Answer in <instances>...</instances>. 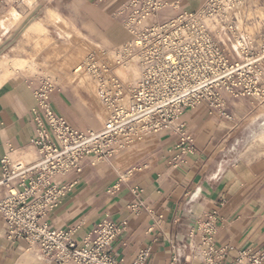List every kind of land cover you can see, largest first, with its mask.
Here are the masks:
<instances>
[{
    "label": "crops",
    "instance_id": "0c3cea01",
    "mask_svg": "<svg viewBox=\"0 0 264 264\" xmlns=\"http://www.w3.org/2000/svg\"><path fill=\"white\" fill-rule=\"evenodd\" d=\"M128 1L57 0L55 4V0H40L35 11L39 16L27 26L25 33L31 36L26 37L21 13L27 12L28 17L30 10H23L19 0H0V160L4 155L25 161L37 157L32 145V110L35 89L42 78L31 74L29 67L33 68L37 58L35 42L38 47L51 43L47 39L53 38L50 22L71 23L94 43L105 39L118 44L127 38L125 18L118 12ZM154 20L160 21L157 16ZM37 24L44 27L37 31ZM69 33L65 32L67 39ZM69 42L61 43L65 48ZM80 48L87 51L85 41H80L74 51ZM51 50L47 48L40 58ZM22 60L25 62L20 63ZM81 73L87 82L71 80L69 72V84L97 92L95 79ZM70 97L63 85L55 89L51 95L55 111L65 115L63 108L69 105ZM237 104L227 96L228 111ZM182 120L186 131L194 136L195 146L182 155L177 166L174 157L180 153L178 138L169 132L148 135L95 164L86 160L81 173L72 172L63 178L72 183V188L52 214L51 225L64 230L79 227L74 238L82 243L94 236L98 223L108 216L125 224L112 245L114 256L124 264H130L146 247L151 248L149 264H172L173 255H179L185 264H204L206 245L198 222L208 213H217L213 245L217 250L227 249L220 264H230L243 249L264 255V158L233 153L230 138L234 118L226 119L217 110L187 108ZM70 121L82 129L89 128L87 121ZM133 168L136 170L127 174ZM116 184L119 186L114 190ZM135 186L142 190L138 197L133 192ZM5 192L0 188V197ZM134 204H138L137 209ZM0 264L55 263L41 255L38 245L9 240L0 213Z\"/></svg>",
    "mask_w": 264,
    "mask_h": 264
},
{
    "label": "built area",
    "instance_id": "2783aa9c",
    "mask_svg": "<svg viewBox=\"0 0 264 264\" xmlns=\"http://www.w3.org/2000/svg\"><path fill=\"white\" fill-rule=\"evenodd\" d=\"M176 3L129 0L118 13L125 18L133 38L113 49L88 53L77 67L96 79L97 96L106 112L101 128L82 129L56 112L51 103L55 83L49 77L40 80L32 110V145L37 157L25 161L4 155L0 160V188L6 191L0 197V213L9 240L38 245L41 255L55 264H124L112 249L125 229L124 223L107 216L94 229V236L82 243L74 238L79 227L64 230L51 225L52 214L72 188V183L63 178L72 172L81 173L86 160L95 164L112 158L148 135L164 132L178 138L180 153L174 157L177 166L182 155L195 146V138L182 120L185 109L204 106L230 120L233 115L227 109V96L264 99V47L232 60L211 29V22H217L221 0H208L202 8L150 21L168 4ZM227 25L233 29L236 21L227 18ZM132 59L140 67V76L127 82L116 73V67ZM141 191L139 186L133 189L137 197ZM133 207L137 209L138 204ZM217 221V213H208L198 222L206 245L204 264H220L227 254L226 248L217 250L213 245ZM150 255L151 248H143L130 264H149ZM172 264L185 263L179 255H173ZM230 264H264V255L243 249Z\"/></svg>",
    "mask_w": 264,
    "mask_h": 264
},
{
    "label": "rangeland",
    "instance_id": "374dc122",
    "mask_svg": "<svg viewBox=\"0 0 264 264\" xmlns=\"http://www.w3.org/2000/svg\"><path fill=\"white\" fill-rule=\"evenodd\" d=\"M19 1L23 10H30V15L28 17L26 16L28 14L27 12L21 13L23 17L22 32H24V36L30 37L31 35H27L25 30L31 21L38 18L39 12L35 14V11L40 7V0ZM56 2L57 0H55V4ZM176 2L175 6L168 4L153 16L150 21L154 22L156 16L161 21L165 18L173 17L185 10L202 8L208 3V0H176ZM228 2L230 3L228 4L229 6L225 7ZM220 7V12L216 16L218 23L216 20H213V23L211 22V29L216 39L229 53L231 59H243L246 51H248L249 55H251V52L260 51L264 47V0H221ZM230 17L236 21V26H234L233 29H230L227 25V18ZM240 19H242L243 24L240 23ZM50 25L53 31L51 43H46L38 47L37 42H35L34 49L37 58L34 61L33 68L29 67V71L33 75L40 76V78H51L55 83V89H61L62 85L66 87L71 97L69 105L64 106L63 111L69 120L71 118L73 121H87L89 122V128L99 129L104 125L106 112L97 96V92L90 93L83 87L69 84V72L71 74V80L74 79L76 82H87L88 79L86 76L79 77L73 74L74 69L85 56L92 51L100 52L105 49H113L119 45H123L130 41L133 36L129 33L125 24L123 26L127 38L122 40L121 43L111 44L105 39H102L103 43H94L74 25H71V23L50 22ZM76 31H79L81 34H76ZM64 32L72 33L69 39H67ZM47 33L49 34L50 31L47 30ZM241 36H247L249 39H240ZM39 40L41 39H38V41ZM62 41H65V43L70 42L69 45L64 48L63 46L65 43H61ZM80 41H85L87 44V51H83L82 48L78 51H74ZM47 48H51V52L45 55V58H40L41 54ZM262 67L264 74V59L262 60ZM122 70L123 73H121V76L123 79L125 77L135 78L138 75V69L132 72L130 71L131 73L128 74L125 73V69L122 68ZM139 76L140 74L136 79ZM231 99L233 100L234 98ZM236 102H238L237 106H232V108L229 109V113H231L234 118L233 134L230 138V145L234 148L237 156L250 155L255 158H264V99L242 97L236 99ZM100 113L101 116H99Z\"/></svg>",
    "mask_w": 264,
    "mask_h": 264
},
{
    "label": "bare ground",
    "instance_id": "6f19581e",
    "mask_svg": "<svg viewBox=\"0 0 264 264\" xmlns=\"http://www.w3.org/2000/svg\"><path fill=\"white\" fill-rule=\"evenodd\" d=\"M52 12V11H51ZM52 15L54 16V17H57L59 20H61V16L60 15H58L56 12H52ZM53 18V17H52ZM64 20V19H63ZM243 21H242V19H240V23L241 24H243L242 23ZM40 23V22H39ZM67 23V22H66ZM217 23H218V21H217ZM41 25V24H40ZM40 25H38L37 24V26H39V30H37V31H40L43 27H44V25H43V27H41ZM70 26V25H69ZM46 28V27H45ZM71 29V28H70ZM28 30H31V32H32V29H28ZM36 30V29H35ZM44 31V30H43ZM47 31V30H46ZM77 32V31H76ZM79 32V31H78ZM77 32V34H79ZM46 33V32H45ZM65 33V32H64ZM44 34V33H43ZM69 36H71L72 35V33L70 32L69 34H68ZM40 36V35H39ZM47 39H52L51 37L50 38H47ZM39 45V44H38ZM37 45V46H38ZM43 44H41V46H42ZM38 55H40V54H38ZM25 62V60H22L20 63H24ZM68 65V64H67ZM79 66V65H78ZM78 66H76V68L74 69V73L73 74H75V75H78L79 77H83L84 75H83V73H81V72H85V71H78L77 70V67ZM68 67V66H67ZM122 68L123 69H125L124 71H125V73H131L133 70L135 71V69H138V75L140 74V67H139V65L137 64V62H136V60L135 59H132V60H129L128 62H126V63H123V64H121V65H119V66H117L116 67V73L120 76V77H122L121 76V73H123V70H122ZM131 71V72H130ZM86 73H88V74H90L89 72H86ZM120 73V74H119ZM136 74V73H135ZM92 77H93V75L92 74H90ZM137 75V76H138ZM88 76V75H87ZM133 76V75H132ZM136 76V77H137ZM136 77L134 78H127V77H125L124 78V80L126 79V81L127 82H132V81H134L135 79H136ZM87 78V77H86ZM94 78V77H93ZM123 78V77H122ZM95 79V78H94ZM86 81V80H85ZM88 81V80H87ZM95 81H96V79H95ZM97 83V82H96ZM89 85V84H88Z\"/></svg>",
    "mask_w": 264,
    "mask_h": 264
}]
</instances>
